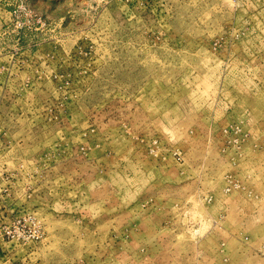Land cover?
I'll list each match as a JSON object with an SVG mask.
<instances>
[{"label":"rangeland","instance_id":"rangeland-1","mask_svg":"<svg viewBox=\"0 0 264 264\" xmlns=\"http://www.w3.org/2000/svg\"><path fill=\"white\" fill-rule=\"evenodd\" d=\"M0 264H264V0H0Z\"/></svg>","mask_w":264,"mask_h":264}]
</instances>
